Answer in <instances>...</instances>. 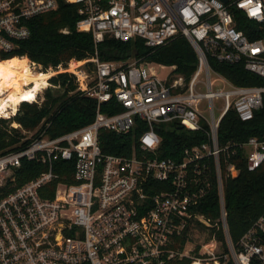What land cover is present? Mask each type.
<instances>
[{"label":"built area","instance_id":"1","mask_svg":"<svg viewBox=\"0 0 264 264\" xmlns=\"http://www.w3.org/2000/svg\"><path fill=\"white\" fill-rule=\"evenodd\" d=\"M62 2L78 5L76 28L91 32L96 43L108 35L122 41L140 38L146 46L157 47L183 35L196 52L197 65L187 81L174 66L167 77L159 78L152 62L103 61L96 54L73 68L68 63L53 70L75 75L77 90L96 101L94 116L57 137L44 130L24 136L26 145L0 154V186L13 182L23 158L46 167L0 197V264H228L227 253L217 254L214 235L193 246L188 241L194 242L190 233L197 221L211 225L195 210L210 188L208 159L214 161L225 234L220 160L230 176L237 174L228 161L235 147L243 148L248 170L264 161V136L220 144L217 134L229 109L241 120L252 118L263 104L264 85H235L219 74L228 87L214 91L207 57L242 62L245 69L264 77V39H250L237 27L241 13L264 23V0H0V55L29 37V19ZM28 63L35 71V63ZM201 86L206 91L199 90ZM42 88L32 101L43 97ZM216 96L221 98L217 108ZM111 98L120 111L101 110V103ZM204 99L206 106L201 105ZM138 123L144 129L133 134L130 154L102 150V130L127 134ZM159 124L199 130L205 139L185 147L179 158L161 157ZM10 125L27 133L19 123ZM71 158L72 181L59 180L54 162ZM186 228L191 230L183 243ZM263 234L264 211L237 248L228 240L233 264H254L253 258L264 264Z\"/></svg>","mask_w":264,"mask_h":264},{"label":"trees","instance_id":"2","mask_svg":"<svg viewBox=\"0 0 264 264\" xmlns=\"http://www.w3.org/2000/svg\"><path fill=\"white\" fill-rule=\"evenodd\" d=\"M80 18L78 5L62 2L55 10L36 15L28 20L30 35L18 41L16 47L7 53H2L0 59L12 57L28 58L42 71L55 70L58 66L67 67L70 60L82 61L96 54L103 61H128L134 58L137 62H152L161 65L174 66L173 71L184 76L187 81L197 65L196 52L183 35L171 38L167 43L157 47L146 46L142 39L128 41L104 36L102 41L95 42L91 32L78 31L76 21ZM250 39H264V23L251 21L241 13L237 23ZM67 29V32H62ZM210 68L225 76L235 85H264V77L244 68L242 62L224 63L207 57ZM44 89V99L40 103L23 101L16 113L10 117H0V154L23 147L29 140H23L19 127L10 126V122L19 123L22 129L34 131L33 136L43 131L50 137L60 136L68 131L84 126L94 116L95 99L83 95L77 90L75 75L71 72L52 74ZM101 110L113 113L121 110L114 98L101 103ZM161 137L158 154L161 157L179 158L182 150L204 141V133L199 130L185 128H170L157 125ZM144 129L138 123L135 129L127 134H116L110 130L100 132V146L104 152L113 154H130L134 142L133 134ZM218 141L241 143L251 136H264V96L263 104L254 111L252 118L241 120L233 109H229L222 117L218 126ZM236 148V154L231 155L229 162L235 164L237 174L225 175L223 160H220L225 221L228 235L222 227L220 203L217 193V183L214 161L209 160L210 188L195 210L204 214L211 225L206 226L196 222V230L207 232V237L214 235L222 248L221 254L229 252L228 239L233 248H237L243 234L264 211V161L254 170H248L243 148ZM74 160L57 159L54 170L59 180L72 181ZM45 165L35 159L23 158L20 166L14 172L13 182L0 186V197L7 191L37 176L45 169ZM51 187V193H52ZM190 228L183 234V243L188 239ZM229 236V237H228ZM228 237V239H227ZM264 244V234L260 235ZM199 248L196 246L195 250ZM232 261V260H231ZM188 260L185 261L187 263ZM252 263L260 264L253 258Z\"/></svg>","mask_w":264,"mask_h":264},{"label":"bare ground","instance_id":"3","mask_svg":"<svg viewBox=\"0 0 264 264\" xmlns=\"http://www.w3.org/2000/svg\"><path fill=\"white\" fill-rule=\"evenodd\" d=\"M28 62V58L0 59V115L15 112L20 101H32L35 93L48 83L53 72L39 70L34 74ZM25 84L31 88H23Z\"/></svg>","mask_w":264,"mask_h":264},{"label":"rangeland","instance_id":"4","mask_svg":"<svg viewBox=\"0 0 264 264\" xmlns=\"http://www.w3.org/2000/svg\"><path fill=\"white\" fill-rule=\"evenodd\" d=\"M129 62H131V61H135V59L134 58H130L129 60H128ZM80 62V61H77V60H70L68 63H70V65H69V67H71V68H73V65H75V64H78V63ZM142 62V61H141ZM143 62H145V61H143ZM36 65V64H35ZM152 66H153V69L155 70V72H156V74H157V76L159 77V78H165V77H167L168 76V74H170L171 72H172V68H171V66H169V65H164L163 67L162 66H160V65H158V64H156V63H153V64H151ZM68 66V65H67ZM36 68H35V72H33L34 74L35 73H37V71H39V70H41V66L40 65H36L35 66ZM55 71V70H54ZM54 71L52 70V69H48L47 71H45V72H49V73H52V74H55L54 73ZM209 75H210V78L212 79V82H213V87H212V89L214 90V91H217V90H220V89H225V88H227L228 87V83L226 82V83H224L223 84V82H221V80H220V76H219V73H217V72H215V71H213V70H210V72H209ZM204 76L203 75H200V79H202ZM51 85V84H50ZM50 85H48V86H50ZM44 89L45 88H42V90L40 91V94H42V95H44ZM199 90H201V91H206V87L205 86H201L200 88H199ZM39 96H41V95H39ZM44 99V96L42 97H39V99H38V102H36V103H40V102H42V100ZM32 102H35V101H32ZM213 103H214V105L216 106V108L217 107H219L220 106V104H221V98L219 97V96H216V97H214L213 98ZM201 105L202 106H206L207 105V101L204 99V100H202L201 101ZM19 106H20V104L19 105H17V110H18V108H19ZM216 112H218L219 110L218 109H216L215 110ZM0 117H4V118H7V117H5V116H3V115H0ZM14 122V121H13ZM10 123H12V122H10ZM11 126V125H10ZM26 134H24V136H27V135H30V134H33V132L34 131H27L26 130ZM190 237H191V240L192 241H194V242H190V241H188V245H190L191 244V246H193V243H195V244H198V243H200V242H203V241H205V240H207L208 239V237H207V232H204V231H196V230H193L191 233H190ZM195 246V245H194ZM222 252V248L220 247V243L218 242V249H217V254L218 253H221ZM227 256H228V259H229V261H233V259H232V255H231V253L230 252H228L227 253Z\"/></svg>","mask_w":264,"mask_h":264},{"label":"water","instance_id":"5","mask_svg":"<svg viewBox=\"0 0 264 264\" xmlns=\"http://www.w3.org/2000/svg\"><path fill=\"white\" fill-rule=\"evenodd\" d=\"M226 229H227V227H226ZM227 235H228V232H227ZM228 237H229V236H228ZM228 240H229V239H228ZM229 244H230V240H229ZM228 264H233V262H232V261H229Z\"/></svg>","mask_w":264,"mask_h":264}]
</instances>
